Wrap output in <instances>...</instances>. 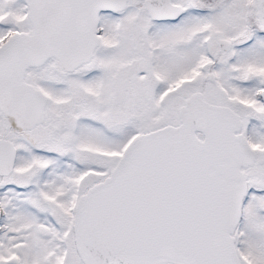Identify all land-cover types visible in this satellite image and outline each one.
<instances>
[{"label": "snow or ice", "instance_id": "1", "mask_svg": "<svg viewBox=\"0 0 264 264\" xmlns=\"http://www.w3.org/2000/svg\"><path fill=\"white\" fill-rule=\"evenodd\" d=\"M0 264H264V0H0Z\"/></svg>", "mask_w": 264, "mask_h": 264}]
</instances>
